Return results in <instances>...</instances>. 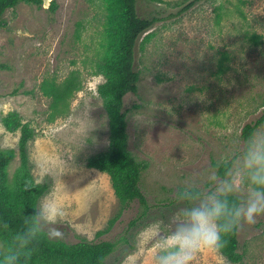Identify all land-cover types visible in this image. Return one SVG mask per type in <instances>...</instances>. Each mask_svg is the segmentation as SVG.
<instances>
[{"label": "rangeland", "instance_id": "374dc122", "mask_svg": "<svg viewBox=\"0 0 264 264\" xmlns=\"http://www.w3.org/2000/svg\"><path fill=\"white\" fill-rule=\"evenodd\" d=\"M49 1L20 2L0 17V155L14 150L8 161L0 156V167L14 191L19 130L7 131L1 121L14 110L35 130L27 147L33 176L50 185L39 202L62 209L64 241L94 240L120 210L109 175L84 164L109 145L97 92L106 12L99 0H55L53 11ZM187 1L137 2L138 15L163 18L138 39L137 88L123 96L128 149L147 162L140 188L149 208L131 226L140 209L133 202L100 236L117 242L105 264H152L153 249L138 243L139 230L157 219L166 227L178 207L176 189L188 180L206 186L209 163L238 151L244 125L264 110V0H200L174 16ZM66 77L79 86L55 110L41 85ZM238 240L240 263L205 251L194 264H264V215L242 225Z\"/></svg>", "mask_w": 264, "mask_h": 264}, {"label": "trees", "instance_id": "16d2710c", "mask_svg": "<svg viewBox=\"0 0 264 264\" xmlns=\"http://www.w3.org/2000/svg\"><path fill=\"white\" fill-rule=\"evenodd\" d=\"M99 1L104 5L106 14L103 51L97 62V71L104 80L97 86V92L107 118L109 145L106 150L88 156L84 164L109 175L120 210L115 217L108 220L104 229L96 231L94 240L80 238L75 242H66L63 239L50 240L46 236L39 238L32 245L30 257L22 260L21 264H105L106 258L115 250L117 242L100 239V236L112 228L120 212L129 208L133 202H137L140 209L137 217L129 221L131 226L145 216L149 208L140 188L141 174L147 168V162L137 160L128 149L123 96L135 92L137 88L139 75L134 63L138 39L163 18L138 15V0ZM198 1L200 0H188L174 16L187 11ZM20 2L36 7L43 5V0H0V17L7 9ZM47 8L55 10V0H50ZM2 25L0 19V26ZM259 38L260 36H254L255 43ZM78 86L72 78L66 77L60 83L46 81L41 88L45 95L50 97L52 107L56 110L66 105ZM1 121L7 131L19 130V165L14 173V191L11 190L12 185L5 182L0 167V243L4 254L7 246L14 243V234L22 229L24 216L33 213L50 185L47 180L36 181L31 170L27 147L28 142L35 136L34 128L23 122L21 115L14 110L7 112ZM263 122L264 110L255 120L244 125L243 138L247 139ZM13 153L14 150L9 149L0 156L8 161ZM5 160L0 162L4 163ZM226 239L228 244L222 255L231 263H240L243 260V251H240L238 231Z\"/></svg>", "mask_w": 264, "mask_h": 264}, {"label": "clouds", "instance_id": "9594fccd", "mask_svg": "<svg viewBox=\"0 0 264 264\" xmlns=\"http://www.w3.org/2000/svg\"><path fill=\"white\" fill-rule=\"evenodd\" d=\"M208 169L206 186L188 180L176 189L178 207L166 227L157 219L137 233L138 243L153 249L152 264H194L205 251L220 257L226 237L264 215V127L251 132L238 151L210 162ZM62 215V209L42 199L32 214L24 216L14 243L0 254V264H21L43 236L62 239L58 227Z\"/></svg>", "mask_w": 264, "mask_h": 264}]
</instances>
